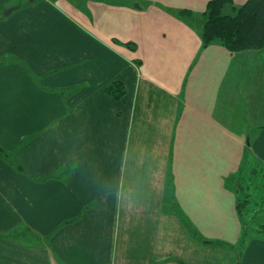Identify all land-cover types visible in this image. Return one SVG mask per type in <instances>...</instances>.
Wrapping results in <instances>:
<instances>
[{
	"label": "crops",
	"instance_id": "1",
	"mask_svg": "<svg viewBox=\"0 0 264 264\" xmlns=\"http://www.w3.org/2000/svg\"><path fill=\"white\" fill-rule=\"evenodd\" d=\"M209 2L0 0V264H264V49Z\"/></svg>",
	"mask_w": 264,
	"mask_h": 264
},
{
	"label": "trees",
	"instance_id": "2",
	"mask_svg": "<svg viewBox=\"0 0 264 264\" xmlns=\"http://www.w3.org/2000/svg\"><path fill=\"white\" fill-rule=\"evenodd\" d=\"M231 5L233 0H210L203 31L204 45L219 42L231 52L264 49V0H247L239 7L234 6L233 13L224 12ZM115 91L110 89L111 93ZM260 228L264 236V225Z\"/></svg>",
	"mask_w": 264,
	"mask_h": 264
},
{
	"label": "rangeland",
	"instance_id": "3",
	"mask_svg": "<svg viewBox=\"0 0 264 264\" xmlns=\"http://www.w3.org/2000/svg\"><path fill=\"white\" fill-rule=\"evenodd\" d=\"M229 8L231 7H227L224 12L231 14ZM252 162L254 163V161ZM261 170L264 171L262 166ZM261 170L258 169L259 173L252 170L249 175H247V178L243 179L239 185L233 184L234 189L241 191V200L244 199V195L248 192L251 194L249 203L243 209L244 213H247L252 218H257V221L264 218V173L261 172ZM243 206L242 202L241 207Z\"/></svg>",
	"mask_w": 264,
	"mask_h": 264
},
{
	"label": "water",
	"instance_id": "4",
	"mask_svg": "<svg viewBox=\"0 0 264 264\" xmlns=\"http://www.w3.org/2000/svg\"><path fill=\"white\" fill-rule=\"evenodd\" d=\"M12 11H13L12 9H9V10H7V11L5 12V14L7 15V14L11 13Z\"/></svg>",
	"mask_w": 264,
	"mask_h": 264
}]
</instances>
